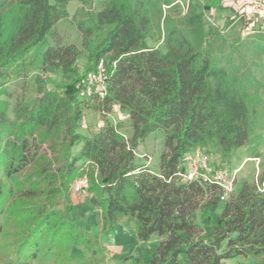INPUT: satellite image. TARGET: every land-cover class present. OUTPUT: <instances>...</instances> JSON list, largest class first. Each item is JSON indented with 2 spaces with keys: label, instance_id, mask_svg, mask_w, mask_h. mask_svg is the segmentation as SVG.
I'll use <instances>...</instances> for the list:
<instances>
[{
  "label": "trees",
  "instance_id": "16d2710c",
  "mask_svg": "<svg viewBox=\"0 0 264 264\" xmlns=\"http://www.w3.org/2000/svg\"><path fill=\"white\" fill-rule=\"evenodd\" d=\"M68 2L0 0V78L52 35L67 18ZM159 2L104 0L98 12L76 23L86 53L81 74L61 67L63 77L78 76V85L49 91L40 84L32 98L16 103L12 118L9 103L0 100V264L97 262L92 253L103 247L96 237L58 208L83 174L91 177L88 192L100 212L101 235L125 220L137 242L158 239L147 258L117 264H264V173L262 191L243 183L214 218L208 208L220 203L218 186L175 176L183 156L197 148L226 159L246 145L260 105L254 78L223 67L210 48L196 49L166 18L165 52L149 46V6ZM100 62L105 96L80 97L82 80ZM114 106L129 119L127 144L109 123L90 136L78 133L82 110L107 114ZM156 132L163 147L158 172L137 164L133 154ZM78 247L89 256L72 257Z\"/></svg>",
  "mask_w": 264,
  "mask_h": 264
},
{
  "label": "rangeland",
  "instance_id": "374dc122",
  "mask_svg": "<svg viewBox=\"0 0 264 264\" xmlns=\"http://www.w3.org/2000/svg\"><path fill=\"white\" fill-rule=\"evenodd\" d=\"M169 7L151 3L149 6L150 25L146 43L165 52L163 44L164 18L176 25L186 34L198 50L210 48L221 60L223 67L229 71L238 69L241 75L254 78L253 91L259 98L256 125L249 141L242 148L235 150L230 157L220 159L211 149L200 148L207 154L213 166H224L232 170L239 169L235 181V192L243 183L252 184L258 173V178L264 173V36L246 35L243 22L235 18L227 23H221L213 16L212 9L215 1L209 0H170ZM210 9L203 11V6ZM56 25V24H55ZM76 25V24H75ZM82 35L67 22V28H53L52 35L32 51L24 61L11 66L0 78V100L9 103L8 117L12 118V108L20 101L34 96L38 85H43L49 91H60L66 84L78 85V76L62 75L61 67L70 66L81 74L85 64L86 53L82 47ZM1 92H4L1 94ZM109 123L127 138L131 137L129 119L125 112L114 107L107 114L94 109L82 110V119L78 133L84 136L96 134L101 125ZM43 149V147H42ZM76 149L74 148L73 151ZM135 151L140 157H135L137 164H145L154 172H158L159 157L163 152L162 134L156 132L139 142ZM253 159L259 160L258 169ZM94 177V176H93ZM89 178V187L91 177ZM71 185V184H70ZM89 190V189H88ZM84 199L74 196L70 191L62 198L59 210L68 220L77 224L90 236H95L103 252L96 253L97 262L91 264H117L125 257L147 258L156 246L158 239L152 237L147 243L137 242L133 235V225L122 220L115 231L108 236L100 234V212L92 194ZM73 197V198H71ZM208 208L211 218L219 213V206ZM6 206L3 208V212ZM1 219V214H0ZM2 221H0L1 223ZM204 226L210 223L204 221ZM8 231H13L8 227ZM7 237L6 241L11 242ZM9 252H12L9 250ZM72 257H88L89 253L82 247L71 251ZM7 253L6 257H10ZM229 264L233 262H227ZM35 264V263H33Z\"/></svg>",
  "mask_w": 264,
  "mask_h": 264
},
{
  "label": "built area",
  "instance_id": "2783aa9c",
  "mask_svg": "<svg viewBox=\"0 0 264 264\" xmlns=\"http://www.w3.org/2000/svg\"><path fill=\"white\" fill-rule=\"evenodd\" d=\"M233 3H242L243 8L235 13L236 21L243 22V29L246 35L264 36V0H231ZM83 92L80 97H89L91 94L103 98L106 94V83L104 80L103 63L100 62L90 71L82 80ZM102 126V125H101ZM100 126V127H101ZM122 136L126 144L129 138L124 134ZM135 157H140L134 150ZM258 169L259 160L253 159ZM239 169H229L224 166H213L206 153L199 148L185 154L181 159L178 171L175 176L183 183L198 182L201 185H216L220 189L219 202H225L229 196L235 192V181ZM94 170L93 176L95 177ZM258 173L255 176L254 184L257 190L262 191L263 185L258 182ZM89 189V178L83 174L73 180L70 185L72 194L87 199Z\"/></svg>",
  "mask_w": 264,
  "mask_h": 264
},
{
  "label": "crops",
  "instance_id": "0c3cea01",
  "mask_svg": "<svg viewBox=\"0 0 264 264\" xmlns=\"http://www.w3.org/2000/svg\"><path fill=\"white\" fill-rule=\"evenodd\" d=\"M214 1H215V5L213 6V9L211 11L213 13V16L217 18V20L220 21L221 23L222 22L227 23L228 21L233 19L235 17L236 11L244 7L242 3L235 4L231 0H214ZM103 3L104 0H87L85 4L81 3L79 0H69L66 6L67 18L58 21L55 25V28H58L59 30L61 28L66 29L67 22H70L76 30L75 24L78 21L82 20L85 13L98 12L101 9ZM114 108L118 109L115 106Z\"/></svg>",
  "mask_w": 264,
  "mask_h": 264
}]
</instances>
